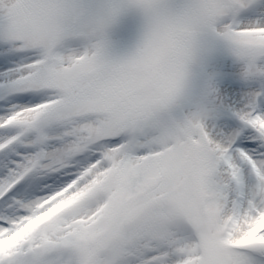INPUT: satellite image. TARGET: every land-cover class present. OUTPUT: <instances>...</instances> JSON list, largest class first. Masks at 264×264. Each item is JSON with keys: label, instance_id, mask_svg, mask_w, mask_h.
<instances>
[{"label": "snow or ice", "instance_id": "6c2138e0", "mask_svg": "<svg viewBox=\"0 0 264 264\" xmlns=\"http://www.w3.org/2000/svg\"><path fill=\"white\" fill-rule=\"evenodd\" d=\"M0 264H264V0H0Z\"/></svg>", "mask_w": 264, "mask_h": 264}, {"label": "rangeland", "instance_id": "374dc122", "mask_svg": "<svg viewBox=\"0 0 264 264\" xmlns=\"http://www.w3.org/2000/svg\"><path fill=\"white\" fill-rule=\"evenodd\" d=\"M88 191V189H82L78 192H74L72 193L70 196H66L64 193H61L60 195L62 197H64V199L62 200V202L57 206V208L53 209L51 213H49V215H52L58 211H60L61 209L67 208L73 204H75L78 200H80L83 196H85L86 192ZM43 219L45 218H41V222Z\"/></svg>", "mask_w": 264, "mask_h": 264}]
</instances>
